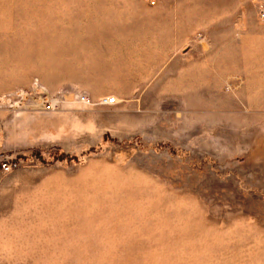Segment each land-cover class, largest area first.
Listing matches in <instances>:
<instances>
[{
	"label": "rangeland",
	"instance_id": "rangeland-1",
	"mask_svg": "<svg viewBox=\"0 0 264 264\" xmlns=\"http://www.w3.org/2000/svg\"><path fill=\"white\" fill-rule=\"evenodd\" d=\"M106 1L116 31L148 25L132 58L161 54L127 91L93 71L108 26L0 32V264H264V0H190L182 18L184 0ZM145 10L174 15L166 33Z\"/></svg>",
	"mask_w": 264,
	"mask_h": 264
},
{
	"label": "bare ground",
	"instance_id": "bare-ground-1",
	"mask_svg": "<svg viewBox=\"0 0 264 264\" xmlns=\"http://www.w3.org/2000/svg\"><path fill=\"white\" fill-rule=\"evenodd\" d=\"M4 1L6 2L5 4L3 1H2V3H0V20L3 21L5 19L6 22L2 23V24L0 23V32L5 33V32L9 31L10 33H13V34L18 35V36H20V35L26 36L29 41L31 39H33L34 37L44 39L47 36H49L50 34L47 31L45 32V28L48 29V31L51 33V36H52V34H56V35L60 34V26H56L54 22H57V24H61V25L63 23H67L68 26H71L72 24H74L77 21H82V25L76 27V31L77 32L79 31L81 34H83V32L85 33V31L96 30V29H99L100 27L102 28V26L103 27L108 26L106 28H111L114 32L109 34V35H106L107 41L105 42L106 46L110 48V53L107 54L108 58L105 60L104 66L98 67L96 70L94 69L93 71H96V74L101 81H103V82L107 81L110 84H112L113 87H115V88L118 87L122 91L123 90L127 91V89L130 86H140L143 83H145L148 80V78H150L151 74L153 73V71L156 68V65H155L156 60L161 56V54H159V55L155 54V55H157L156 57L150 58V57H148V54L145 52V50H142V51L137 50L139 53H137V51H135L136 52L135 54H137L138 57L132 58L131 55L132 54L134 55V52L131 51V48H133L132 47V40L136 39V38H140L142 40L140 41V43H138L139 46L145 45V43H144L145 40H143V38L145 37V33L144 32L139 33V34L134 33L133 30L134 29L136 30L135 25H139V28L142 26L141 29L143 31H145V28L148 27V25L134 24L133 22H132L133 24L127 25V23H126V25H125L126 21H124V24H123V26L125 27L124 31H120V32H118L119 30L116 31L118 29L117 25L115 23H112L109 25L108 23L110 21H108V23H107V20L116 17L117 14L120 15V13L118 12V6L120 5V3H118V2H114V1L107 2L106 0H4ZM116 19H117V17H116ZM42 20H47L48 22L44 24L42 22ZM50 20L52 21V23H50ZM44 25H45V27H44ZM126 27H129V30H127ZM63 29H64V31L61 34L69 36L70 34L67 33V32H69V30L68 29L65 30V27H63ZM129 31H131V33L127 34ZM62 40H64V39H62ZM72 44H73V42H72ZM45 45H46V43H45ZM64 45H65V43H64ZM48 47L50 48V46H48ZM43 48H44L43 50H45V47H43ZM41 49H42V47H41ZM26 51L34 52L36 54V48L32 43H28V45H26ZM41 52H43V51H41ZM122 52L124 53L123 58L121 56ZM48 53H51V52H48ZM40 55L45 57V54L40 53L39 56ZM125 56H127V57H125ZM142 56L144 58H142ZM143 63H144V65H143ZM93 71H92V73H93ZM177 84H175V86H173V88L171 86L169 88L170 91H168V89L163 90V91L164 92H166V91L167 92L178 91V88L180 87L181 83H177ZM107 100H109V98H107ZM117 170H120V169H117ZM120 174H122V173H120ZM86 180H87V178H86ZM96 182H98V181L96 180ZM77 185L80 186L79 184H77ZM158 192H159V190H158ZM115 199H116V197H115ZM100 201H102V200H100ZM89 202H90V200H89ZM122 204H123V202H122ZM107 205H109V204H107ZM110 206H111V204H110ZM75 211H76V209H73L71 207V209H67V211L65 213H67V215H71L72 219H75L74 214L79 213V212H75ZM76 216H78V215H76ZM104 219H105V217H104ZM81 220H83V219H81ZM86 221H89L91 223L92 219H87ZM78 227H80V226H78ZM69 232H71V231H69ZM128 243H132V242H128Z\"/></svg>",
	"mask_w": 264,
	"mask_h": 264
},
{
	"label": "crops",
	"instance_id": "crops-1",
	"mask_svg": "<svg viewBox=\"0 0 264 264\" xmlns=\"http://www.w3.org/2000/svg\"><path fill=\"white\" fill-rule=\"evenodd\" d=\"M189 1L190 0H184V3L181 4L178 9L175 8V10H174L175 11L174 12L175 17L182 18V16H184L186 14L187 8L189 6L188 3H190ZM191 13H193V10H191ZM143 15L144 16H142V18L140 17V18H137V19L139 21L142 19L145 22H147L148 24H150L151 25V27H150V30L151 31H154V30H162V31H165V33H166L167 28H165L164 25L160 21L165 20L168 17H174L173 14L169 15L168 13H164L162 15V17H164V19H161L160 18V20H159V19H157L155 17V15H156L155 11H150L149 12V11H146V10H145V13ZM149 20H150V22H149ZM155 44H157V47L160 48V49H158L159 50L158 52L163 53L165 51L163 49V46H160V45L158 46V43L157 42H155Z\"/></svg>",
	"mask_w": 264,
	"mask_h": 264
},
{
	"label": "built area",
	"instance_id": "built-area-1",
	"mask_svg": "<svg viewBox=\"0 0 264 264\" xmlns=\"http://www.w3.org/2000/svg\"><path fill=\"white\" fill-rule=\"evenodd\" d=\"M155 0H151V2H154ZM113 100H111L110 102H112ZM12 166L13 164L11 162H4L2 164V169L5 171V172H8L12 169Z\"/></svg>",
	"mask_w": 264,
	"mask_h": 264
}]
</instances>
